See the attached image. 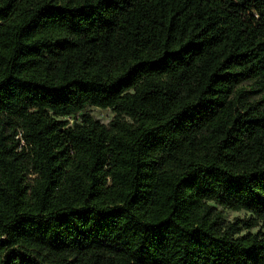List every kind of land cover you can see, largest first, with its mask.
I'll use <instances>...</instances> for the list:
<instances>
[{
	"label": "trees",
	"instance_id": "16d2710c",
	"mask_svg": "<svg viewBox=\"0 0 264 264\" xmlns=\"http://www.w3.org/2000/svg\"><path fill=\"white\" fill-rule=\"evenodd\" d=\"M0 264H264V0H0Z\"/></svg>",
	"mask_w": 264,
	"mask_h": 264
},
{
	"label": "rangeland",
	"instance_id": "374dc122",
	"mask_svg": "<svg viewBox=\"0 0 264 264\" xmlns=\"http://www.w3.org/2000/svg\"><path fill=\"white\" fill-rule=\"evenodd\" d=\"M88 112L100 122L107 124L113 117V112L109 109H101V108H88ZM78 117V115L76 116ZM69 122H72V118H66ZM224 218L227 221H234L235 218H248L249 214L245 211H232L225 209L223 211ZM258 227H253L250 231L255 232ZM247 229H243L242 232H245Z\"/></svg>",
	"mask_w": 264,
	"mask_h": 264
}]
</instances>
